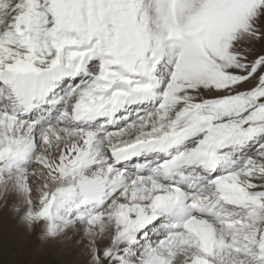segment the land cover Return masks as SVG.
Here are the masks:
<instances>
[{"label":"snow or ice","instance_id":"obj_1","mask_svg":"<svg viewBox=\"0 0 264 264\" xmlns=\"http://www.w3.org/2000/svg\"><path fill=\"white\" fill-rule=\"evenodd\" d=\"M0 202L82 264H264V0H0Z\"/></svg>","mask_w":264,"mask_h":264},{"label":"rangeland","instance_id":"obj_2","mask_svg":"<svg viewBox=\"0 0 264 264\" xmlns=\"http://www.w3.org/2000/svg\"><path fill=\"white\" fill-rule=\"evenodd\" d=\"M0 230H2L5 239H11L15 242L16 250L12 253L3 251L0 254L5 264H82V255L74 256L68 249L76 250L69 241L60 252L54 251L58 244L55 242H42L37 238L38 229L30 235L23 236V228L10 218V214L3 209L0 202ZM63 245V244H61ZM61 248V247H60ZM52 251H54L52 253ZM72 258H69L65 253Z\"/></svg>","mask_w":264,"mask_h":264},{"label":"bare ground","instance_id":"obj_3","mask_svg":"<svg viewBox=\"0 0 264 264\" xmlns=\"http://www.w3.org/2000/svg\"><path fill=\"white\" fill-rule=\"evenodd\" d=\"M28 234H29V233H26L25 231L23 232V236L28 235ZM29 235H30V234H29ZM68 242H69V241H64V242L58 244L57 247H56L55 249H53V250H54V251H57V252H60L61 250L64 249L63 246H65L66 244H68ZM70 242H71V241H70ZM71 243H72V242H71ZM61 244H63V245H61ZM60 247H61V248H60ZM73 250H74V249H68L67 252L70 251V254L73 253V254H72L73 256H74V253L77 254V255H75V256H79V255H81L80 252H79L77 249H76L74 252H72ZM54 251H52V253H53ZM67 252L65 253V255L68 257L69 255H68ZM69 258H72V257L69 256ZM82 260H83V257H82L81 260H80L81 263H82Z\"/></svg>","mask_w":264,"mask_h":264}]
</instances>
